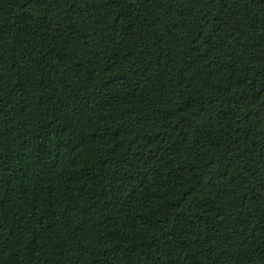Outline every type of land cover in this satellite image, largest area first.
Returning <instances> with one entry per match:
<instances>
[{"label": "trees", "instance_id": "1", "mask_svg": "<svg viewBox=\"0 0 264 264\" xmlns=\"http://www.w3.org/2000/svg\"><path fill=\"white\" fill-rule=\"evenodd\" d=\"M0 264H264V0H0Z\"/></svg>", "mask_w": 264, "mask_h": 264}]
</instances>
